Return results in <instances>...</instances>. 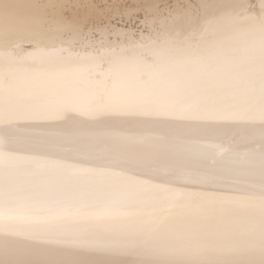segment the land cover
I'll use <instances>...</instances> for the list:
<instances>
[{"label": "bare ground", "instance_id": "bare-ground-1", "mask_svg": "<svg viewBox=\"0 0 264 264\" xmlns=\"http://www.w3.org/2000/svg\"><path fill=\"white\" fill-rule=\"evenodd\" d=\"M0 264H264V0H0Z\"/></svg>", "mask_w": 264, "mask_h": 264}]
</instances>
